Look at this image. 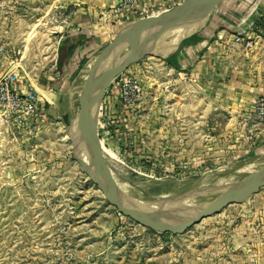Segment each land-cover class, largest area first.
<instances>
[{"label":"rangeland","instance_id":"374dc122","mask_svg":"<svg viewBox=\"0 0 264 264\" xmlns=\"http://www.w3.org/2000/svg\"><path fill=\"white\" fill-rule=\"evenodd\" d=\"M110 1L0 0V76L19 73L40 105L44 101L35 87L60 102L55 111L44 106V118L23 126L0 116V264H264L263 254L255 256L259 248L247 247L261 235L264 220L258 212L264 202L254 200L264 189L188 230L161 233L122 216L82 172L76 157L81 152L87 159L85 131L71 136L82 106L78 76L67 72L59 86L64 71L56 50L63 37L86 35L81 57L69 62L74 68L86 61L75 67L79 74L92 56L109 48L124 27L138 20L119 22ZM181 1L153 0L147 14H161ZM263 3L221 0L206 12L199 36L190 41L206 39L215 29L230 31L244 17L256 18ZM180 25L164 28L159 40ZM162 62L167 60L156 53L122 72L140 80L143 97L121 122L99 115L101 170L136 193L126 196L162 209L205 196L199 209L217 196L218 188L225 189L218 180L235 163L256 161L264 171V147L240 153L235 141L244 127V110L236 102L217 100L209 89L176 79V72L167 83ZM152 111L157 118L146 117ZM166 111L167 118L161 115ZM152 124L157 129L163 124L169 134L148 135Z\"/></svg>","mask_w":264,"mask_h":264},{"label":"water","instance_id":"95a60500","mask_svg":"<svg viewBox=\"0 0 264 264\" xmlns=\"http://www.w3.org/2000/svg\"><path fill=\"white\" fill-rule=\"evenodd\" d=\"M221 0H182L173 8L161 14L138 19L120 32L118 39L109 48L101 52L95 68L87 79L82 92V106L79 115L72 124L71 136L82 128L85 131V151L87 159L77 156L82 172L102 193L107 203L122 216L129 218L141 226L156 232L179 233L199 224L206 218L219 214L226 207L241 203L250 195L264 189V171L246 176L239 183L218 188L213 202L194 214L183 217L155 206V203L142 201L126 196L115 190L105 179L101 170L98 139L99 108L104 93L113 79L147 56H155L160 32L166 27H173L182 21L190 23L207 15L212 7ZM189 18V19H187ZM146 37V38H145ZM139 39L127 54L123 50ZM146 41L144 46L139 45Z\"/></svg>","mask_w":264,"mask_h":264},{"label":"crops","instance_id":"0c3cea01","mask_svg":"<svg viewBox=\"0 0 264 264\" xmlns=\"http://www.w3.org/2000/svg\"><path fill=\"white\" fill-rule=\"evenodd\" d=\"M108 2L111 4L110 0ZM144 3L151 6L154 2L153 0H144ZM254 9H256V6H253L251 11H254ZM263 12L264 3L260 14L256 18L249 19L244 17L239 19L231 27L230 31L224 28L220 30L215 29L208 38L201 39L199 42L190 41L194 35L199 36V34H196L198 30L192 32L190 36L178 40L174 44L175 47H169L170 40L168 37L158 40L160 45L157 47V53H161L162 58L167 60V62L161 63V70L164 72L165 78L171 75V73L176 72V79L181 78L184 82L187 81L195 89H209L213 94L217 95V100L220 99L228 104L236 102L239 105V109L244 110L243 121L240 123V125L244 124V127L238 132L235 141L237 143L236 147L240 149V153L241 151L259 150L264 147V130L257 123L253 115L255 100L264 96V31H256L255 25ZM75 37H79L84 41L74 49L68 61L66 60V63L63 65L62 71H64V74L61 75L63 78L59 82V86H62V83H64L67 72L72 77L73 72L78 68L79 64H77L78 66L75 65L76 68H73L69 62L74 58L77 61L81 57L78 54L83 53L82 47L88 42V38L86 35L83 36L82 33H78ZM66 38L70 37H63L59 43ZM237 38H240V40H237ZM248 39H251L253 42V47L251 48L245 46ZM187 42L189 44L185 45ZM58 46L56 50V62L58 61ZM76 75L78 76V72ZM166 79L168 83V78ZM151 85L154 86L155 83ZM44 92L48 94L49 91ZM42 99L44 101L43 105L47 110L55 111V108L60 104L59 99L51 96L50 102L43 96ZM157 114V112L152 111L147 113L146 117L155 119L157 118ZM161 115H165L167 118L169 113L167 111L165 113L161 112ZM161 125L160 129H157L158 125L152 124L149 127L150 129H146L148 135H156V132L159 130L162 134H169V128L163 124ZM166 147H168V143ZM258 195V198L254 201L262 199L264 202V193L259 192ZM258 215L261 221L264 220V207L261 208ZM261 225L263 227H261L259 232L261 235L258 237L257 244H251V246L247 244L248 248L255 246L259 248V253L255 255L258 258L262 257V254L264 256V224L261 223ZM257 226L260 225L257 224ZM248 250L250 251V249Z\"/></svg>","mask_w":264,"mask_h":264},{"label":"built area","instance_id":"2783aa9c","mask_svg":"<svg viewBox=\"0 0 264 264\" xmlns=\"http://www.w3.org/2000/svg\"><path fill=\"white\" fill-rule=\"evenodd\" d=\"M113 2L118 16L120 15L119 22L123 18L130 22L150 17L147 14L149 6L145 5L144 0H113ZM245 46L253 47L252 40L248 39ZM24 82L23 77L14 71L5 72L0 76V116L16 126L27 125L33 120L46 116L44 105H40L38 98L26 90ZM142 97L140 80L131 72L119 74L104 93L99 115L121 122L125 115L129 116L138 106ZM253 113L255 120L264 130V96L255 100Z\"/></svg>","mask_w":264,"mask_h":264},{"label":"bare ground","instance_id":"6f19581e","mask_svg":"<svg viewBox=\"0 0 264 264\" xmlns=\"http://www.w3.org/2000/svg\"><path fill=\"white\" fill-rule=\"evenodd\" d=\"M204 17H201L196 22H190V23H187L185 21L180 22L179 25L180 24L181 25L178 28L174 29L172 32L168 33L165 36V37H168L170 40L169 47H173L174 44L176 43V41L180 40L181 38L187 36L188 34L194 32L196 30L200 29L203 25V21L205 19ZM138 41H139V39L134 40V42L130 45V47L132 45H136ZM130 47H128L126 50H128ZM126 50L124 49L122 54ZM163 51H165V50H163ZM100 55H101V53H98L97 55L92 56L91 59L88 61V63L85 65V69L80 71V73L78 74V77L76 80V87L78 89L79 95H81L82 89H83L87 79L89 78L92 70L95 68ZM35 88L37 91L40 92V94L46 100H48V102H50V96L46 92L42 91L41 89H39L37 87H35ZM79 154H80V156L82 155L81 156L82 158H84V156L81 152H79ZM258 169L259 168H258L256 161H250V162H245V163L244 162L243 163H235L234 166H232L231 168L224 170V172L227 175L220 178L218 180L217 184L221 187L235 185V184L239 183L246 176L256 172ZM103 174H104L105 179L109 182V184L118 192H120L122 194H126V195H134V194L136 195V193L134 191H131L129 189L127 184H125V186H124L123 184L117 183V181H115L114 178L108 172H106V170H104V169H103ZM215 194L217 196H219L218 192ZM216 197L212 198L207 204H203V206L199 209H197V208L200 206V204L207 201L205 196H201L198 198L190 197V198H187L184 201H182V203L176 202L175 204L173 203L171 205H168L167 207H168V210L170 212H173L176 215L188 217V216L194 214L195 212H198L203 207L211 204L212 201ZM187 202H189V204ZM155 204H158V203H155ZM189 213H192V214H189Z\"/></svg>","mask_w":264,"mask_h":264},{"label":"trees","instance_id":"16d2710c","mask_svg":"<svg viewBox=\"0 0 264 264\" xmlns=\"http://www.w3.org/2000/svg\"><path fill=\"white\" fill-rule=\"evenodd\" d=\"M256 31H264V12L260 15V17L256 21ZM84 40H82L79 37L74 38H66L65 40L61 41L58 46V65L59 69L62 71L63 65L66 63V60L68 61L70 55L73 53L74 49L77 46H80ZM85 60L81 61V63L78 66V69L80 67L82 68ZM61 67V68H60ZM77 69V70H78ZM77 71L73 73V75L76 76ZM59 80H62V77L58 78Z\"/></svg>","mask_w":264,"mask_h":264}]
</instances>
